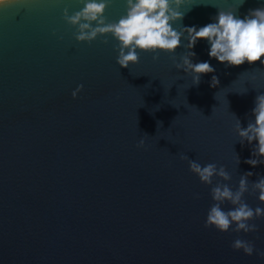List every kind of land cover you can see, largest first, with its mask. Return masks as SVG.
<instances>
[{"label":"water","instance_id":"95a60500","mask_svg":"<svg viewBox=\"0 0 264 264\" xmlns=\"http://www.w3.org/2000/svg\"><path fill=\"white\" fill-rule=\"evenodd\" d=\"M241 2L186 0L174 27L205 26L219 9ZM82 6L0 5V264H264L231 248L240 238L264 251V217L251 221L254 233L206 229L211 186L180 159L224 166L231 180L214 177L212 186L233 190L252 172L244 199L264 208L251 192L264 164L244 162L254 158L256 142L242 145L235 130L237 119L245 128L254 121L264 64L226 67L200 40L193 63L207 61L215 72L196 86L174 67L173 57L179 62L186 52L182 40L174 54L139 52L138 63L120 68L110 35L91 44L75 40L63 10ZM260 7L264 0H245L237 14ZM125 11V0H111L105 16L114 22ZM141 139L144 148L137 147Z\"/></svg>","mask_w":264,"mask_h":264},{"label":"clouds","instance_id":"9594fccd","mask_svg":"<svg viewBox=\"0 0 264 264\" xmlns=\"http://www.w3.org/2000/svg\"><path fill=\"white\" fill-rule=\"evenodd\" d=\"M12 2L13 0H0V5ZM185 2L186 0H125V14L118 21L109 22L105 13L111 0H81L83 6L78 11L70 14L69 9L64 8L63 19L76 29L74 38L77 42L91 44L99 37L110 35L117 42L114 50L118 53L116 63L120 68H129V65L138 63L139 52L174 54L182 46V40H187V44L183 45L186 52L180 57V61L175 62L173 57L174 67L190 74L193 85L196 86L200 84L203 75L215 72V68L207 61L193 63L196 53L192 49L200 40H206L210 45L209 57L215 58L226 67H239L245 63L256 62L264 64V7L251 9L247 15L240 18L237 13L245 2L242 0L236 8L219 9L217 15L212 18V23L199 28L181 26L177 30L174 25L184 19L186 12L180 9ZM102 42L107 44L108 39L105 38ZM158 59V55L153 56V60ZM218 84L219 78L213 75L210 86L216 87ZM83 87V84H80L72 91L73 99L78 97ZM254 103V121H249L245 128L237 119L235 130L242 145L245 142L249 145L256 142L251 153L254 158L244 161L256 167L258 164H264V94L257 95ZM137 147L144 148L145 140L141 139ZM180 159L187 160L189 171L196 175L202 184L211 186L210 196L213 203L204 223L206 229L214 228L221 233L231 230L237 234L258 231V226L251 221L264 217V208L253 209L244 199L250 189L249 177L253 175L252 172L241 175L238 187L233 190L227 183L217 182L212 186L214 177H219L222 181L231 180V175L224 166L218 168L215 163L201 166L187 155H181ZM237 163H240L239 156ZM251 192L258 193V200L264 203V176L259 177L256 182H251ZM196 198L199 199V194H196ZM225 204L231 207L225 210ZM231 248L234 251H242L247 256L255 253L264 259V251L257 249L251 241L237 238L232 242Z\"/></svg>","mask_w":264,"mask_h":264}]
</instances>
